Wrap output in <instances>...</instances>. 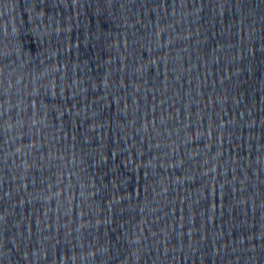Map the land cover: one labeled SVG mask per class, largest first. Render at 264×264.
Returning <instances> with one entry per match:
<instances>
[{
    "label": "water",
    "instance_id": "obj_1",
    "mask_svg": "<svg viewBox=\"0 0 264 264\" xmlns=\"http://www.w3.org/2000/svg\"><path fill=\"white\" fill-rule=\"evenodd\" d=\"M0 264H264V0H0Z\"/></svg>",
    "mask_w": 264,
    "mask_h": 264
}]
</instances>
